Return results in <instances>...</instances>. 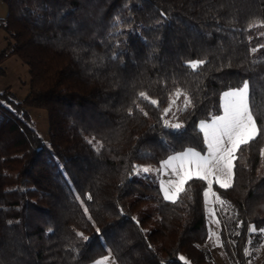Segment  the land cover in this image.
Returning a JSON list of instances; mask_svg holds the SVG:
<instances>
[{"label":"trees","instance_id":"obj_1","mask_svg":"<svg viewBox=\"0 0 264 264\" xmlns=\"http://www.w3.org/2000/svg\"><path fill=\"white\" fill-rule=\"evenodd\" d=\"M3 1L0 62L16 55L28 65L24 103L47 110L49 140L0 90V264H91L109 253L117 264H218L207 245V182L190 181L173 203L157 169L204 150L198 123L245 81L261 135L237 153L232 187L215 183L214 192L226 202L216 208L231 263L252 264L264 235V0ZM190 60L206 62L192 72ZM177 89L193 102L172 118L180 132L161 120Z\"/></svg>","mask_w":264,"mask_h":264},{"label":"snow or ice","instance_id":"obj_2","mask_svg":"<svg viewBox=\"0 0 264 264\" xmlns=\"http://www.w3.org/2000/svg\"><path fill=\"white\" fill-rule=\"evenodd\" d=\"M261 24L264 25V22H261ZM250 27L252 26L250 25ZM259 47H264V45ZM257 50V48H253L251 51L255 53ZM205 62L204 60H190L184 63L190 71L196 72ZM181 97H183V103L177 109L178 112H185L193 107L191 97L183 90L177 89L169 96L168 107L161 110L163 127L174 132H180L185 127L182 122H173V119L168 118L170 114L173 118L176 117L173 107L176 106ZM138 99L147 101L157 108L159 107V101L150 98L146 92H140ZM223 100V115L214 116L211 123L201 121L197 126L203 134V143L206 146L204 154L197 152L195 149L187 148L182 152L168 156L167 159L160 162L157 173L166 170L170 177L167 180L161 179L158 181L164 200L175 203L181 194L187 191L186 185H189V182L194 179L207 182L208 187L203 193L205 197H208L209 193L212 192V178L221 188L228 189L232 187L235 162L238 159L237 153L242 146L251 144L261 135V128L258 127L253 113L254 101L251 105L249 102V84L247 81L239 89L224 92ZM136 107L143 115H148L138 104ZM129 114L131 115V110H129ZM89 143L91 144L92 141H89ZM97 153H99V149H97ZM260 155L264 158V149H261ZM142 170L145 173L149 171L147 167ZM88 199H91L90 195ZM216 199L221 204L226 203L220 200L218 196ZM85 212H87V209H85ZM249 231L255 232L256 229L253 227ZM97 232H99V229H97ZM260 232L264 233V229H261ZM76 235L84 241L90 239L84 236L83 233H76ZM209 238H212V236ZM249 254L248 250L245 249V255ZM110 258L111 253H109V257L98 260L95 264H108Z\"/></svg>","mask_w":264,"mask_h":264},{"label":"rangeland","instance_id":"obj_3","mask_svg":"<svg viewBox=\"0 0 264 264\" xmlns=\"http://www.w3.org/2000/svg\"><path fill=\"white\" fill-rule=\"evenodd\" d=\"M7 14H8V5L3 0H0V20L2 18H5ZM6 36H7V33L5 29L2 26H0V54L7 47ZM6 88H9L15 94V97L18 100L23 102L25 108L28 110V112L31 115V119H32V122L36 130L38 131V133L40 134V136H42L44 140L48 141L49 140L48 112L43 107L27 105L26 103H24L29 93V89H30V73H29L28 65L24 63L16 55H8L5 58H3L2 61L0 62V90H4ZM236 89H239V88H236ZM230 90H234V89H230ZM230 90H227V91H230ZM221 98H222V112L217 116L223 115V103H224L223 94ZM179 107H181V101H177L176 106L173 107V112H176L177 114L178 113L177 109ZM172 118L173 117L170 114L169 119H172ZM212 118L201 120V121L211 123ZM195 150L197 152H200L201 154H204L206 147L204 150H200V149H195ZM169 178L170 177L166 170L160 172L159 174L160 180L161 179L167 180ZM212 179H213L212 192L209 193L208 197H205L207 225H208V231H209L207 245L214 259L216 260L218 264H232L229 256L227 255L223 247V243H222V237H221L222 225H221L220 217L217 213L216 207H217L218 201L216 199L215 192H214V185L216 182L214 178ZM207 187H208V184H207ZM162 196H163V192H162ZM212 234H215V235L213 236ZM210 236H212V238H209ZM105 257H109V255H105L99 258L98 260H101ZM262 259H264V235H263V241L260 243L257 249V256L251 263L258 264ZM96 261H94L91 264H95ZM108 264H117V263L115 259L111 256Z\"/></svg>","mask_w":264,"mask_h":264},{"label":"crops","instance_id":"obj_4","mask_svg":"<svg viewBox=\"0 0 264 264\" xmlns=\"http://www.w3.org/2000/svg\"><path fill=\"white\" fill-rule=\"evenodd\" d=\"M176 154V153H175ZM174 155V154H173Z\"/></svg>","mask_w":264,"mask_h":264}]
</instances>
